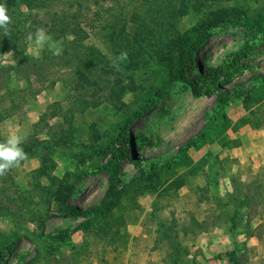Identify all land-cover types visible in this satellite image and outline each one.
Instances as JSON below:
<instances>
[{"label":"rangeland","instance_id":"obj_1","mask_svg":"<svg viewBox=\"0 0 264 264\" xmlns=\"http://www.w3.org/2000/svg\"><path fill=\"white\" fill-rule=\"evenodd\" d=\"M195 1L74 6L83 38L55 40L59 57L27 41V57H52L29 75L11 52L0 53V68L8 69L0 142L18 133L28 154L0 177V246L18 238L0 264H53L46 246L69 264H231L233 254L240 264H264V84L252 79L264 73V0H199L205 7L192 12ZM197 24L207 35L193 51ZM121 52L128 58L116 70ZM83 56L97 64L85 68ZM216 68L223 73L214 79ZM181 69L187 81L168 85L154 107L129 122L148 88ZM218 91L227 94L224 105ZM165 164L168 171L158 172ZM115 167L121 185L134 191L123 194L109 220L94 217L87 227ZM65 184V202L55 201ZM60 233L62 242L54 238Z\"/></svg>","mask_w":264,"mask_h":264},{"label":"trees","instance_id":"obj_2","mask_svg":"<svg viewBox=\"0 0 264 264\" xmlns=\"http://www.w3.org/2000/svg\"><path fill=\"white\" fill-rule=\"evenodd\" d=\"M69 3L64 8L57 9L60 0H6L8 13L12 19V23L9 25L10 32L8 35H5L3 30L0 29V53L4 52H11L13 55V59L16 62L17 66H20L23 73L26 75L34 73L36 67H40L43 63H45L46 60L51 59L46 57V51L41 54V56L38 59H32L25 55V47L27 42V33L29 29L26 27L29 21L32 22L33 30L36 26H44L48 33L53 37L54 40L64 39L67 35L71 36L74 39L81 40L84 36L83 31V22L80 15V11H75L74 6L78 7L81 6L83 3H86L88 0H67ZM0 3H5V0H0ZM23 3V4H22ZM21 6L25 8V10H21ZM205 7V4L202 3V1L196 0L193 5H191V11L194 12L196 10L202 11V9ZM35 8H40L42 10V14L34 12L33 10ZM78 12V14H76ZM209 19V18H208ZM239 20V19H238ZM233 24H238L241 22L237 21L232 22ZM208 26H213L214 22H211L208 20V22H205ZM202 25L197 24L194 26L190 32L191 39L193 40V44L191 45V49L194 51V49L202 46L204 43V39L206 38V32L204 29H201ZM73 42V41H72ZM49 55H53L52 52H47ZM242 56L245 55V52H241ZM83 66L87 68L89 66V62L94 63V65L97 64V60L90 61L88 60L87 56H83ZM241 66V65H240ZM188 67L193 69L197 68L196 65L193 64L192 60L188 63ZM244 67V66H242ZM217 69L220 71H217ZM8 69L0 68V88L1 85H3L2 78L5 76V72ZM15 70V67H14ZM217 71V72H216ZM223 70L220 68L212 69L211 72L215 73L214 79H217L219 76L222 75ZM24 74V75H25ZM167 80L162 85H155L150 88H148L146 95L148 96L146 103L141 106L139 111L132 115L128 121L132 122L135 119L142 117L144 114H146L152 107H154L165 95L166 93V87L170 85L173 82L176 81H187L185 77V72L181 70H176L175 72H167L166 74ZM252 79L260 81V83L264 84V73L258 74L255 76H252ZM219 90V89H218ZM196 91H193L195 94ZM107 97H110L107 96ZM227 94L218 91L217 96V103L219 105H224L226 102ZM249 98L244 99V107L247 109L249 107L248 103ZM99 104V100L92 101V105L96 106ZM116 104L120 105V101L117 100ZM115 104V105H116ZM121 106V105H120ZM43 116H41V120L43 119ZM203 134H199V136L196 139L188 140L186 145L184 146V150H187L188 148L195 147V145L198 143V141L202 140ZM166 166L159 167L157 170L158 172L161 169L166 168V171H168L169 164H165ZM117 167L113 168L112 170V177L109 181V187L106 192L105 198L102 200V202L99 205L91 207V209L88 210L89 214H92L91 219L87 222L88 226H93L94 223L92 222L94 217H97L99 219H107L109 220L108 216L111 213V208L119 203L123 199V194H129L130 191H134V189H130V187H134L133 185L130 186H123L120 183V180L117 178ZM122 186V188H121ZM136 187V186H135ZM136 189H139L136 187ZM71 190V187L67 184L62 185L59 187V190L55 193L53 198L55 197V201H59L60 203H64L65 199L67 198V195L69 194ZM124 190V191H123ZM4 194V189L0 188V195ZM0 208L3 209L2 205H0ZM13 223L17 226H21V223L17 220H13ZM163 233V231L161 232ZM165 237H170L171 235L166 234L165 231ZM54 238L60 242L65 240L67 238L66 235L63 234H56ZM17 237H14V239L10 242H6L5 245L0 246V260L2 257L5 256V254H9V252L14 249V247L17 245ZM46 252L51 257L53 264H69L67 262L68 258L62 254H60L55 248L51 246L45 247ZM59 255V256H58ZM231 264H240L239 260L236 259V255L231 256Z\"/></svg>","mask_w":264,"mask_h":264},{"label":"clouds","instance_id":"obj_3","mask_svg":"<svg viewBox=\"0 0 264 264\" xmlns=\"http://www.w3.org/2000/svg\"><path fill=\"white\" fill-rule=\"evenodd\" d=\"M12 19L8 13L7 3H0V29L5 35L10 32L9 25ZM26 27L29 29L27 33V41L34 44L37 49L48 48L54 56L63 54V47L48 33L42 25L36 26L33 30L32 22L29 21ZM128 58L127 52H121L113 61V67L119 70L120 63ZM25 141V136L18 133H12L7 138L0 142V177L7 175L12 169L19 168L23 161L28 158V154L24 151L22 144Z\"/></svg>","mask_w":264,"mask_h":264}]
</instances>
